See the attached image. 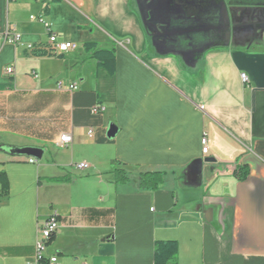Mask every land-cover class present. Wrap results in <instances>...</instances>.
<instances>
[{
  "label": "crops",
  "instance_id": "crops-1",
  "mask_svg": "<svg viewBox=\"0 0 264 264\" xmlns=\"http://www.w3.org/2000/svg\"><path fill=\"white\" fill-rule=\"evenodd\" d=\"M44 1L0 0V264H34L38 229L54 214L58 264H153L156 241L178 243V264H264V0H178L190 19L206 10L215 20L222 4L230 19L229 43L206 31L212 43L191 64L156 50L133 0H60L46 15ZM41 17L78 48L29 55L49 44ZM90 42L115 52L114 77ZM20 148L43 158L9 154ZM114 162L129 182H114ZM155 172L159 189H141L139 176Z\"/></svg>",
  "mask_w": 264,
  "mask_h": 264
},
{
  "label": "trees",
  "instance_id": "trees-1",
  "mask_svg": "<svg viewBox=\"0 0 264 264\" xmlns=\"http://www.w3.org/2000/svg\"><path fill=\"white\" fill-rule=\"evenodd\" d=\"M185 2V1H184ZM44 13L48 14V9L51 4L60 3V0H45ZM177 5L180 6L186 13L188 8L184 5L183 2L177 0ZM215 13L211 11L209 14H206V10H202L199 13V19L201 22L193 23L189 29L197 30V40L188 41L183 40L184 36H173L168 44L169 52L172 54L173 51H196L195 60L199 59L204 55L205 51L210 47L212 41L206 38V34L201 31V29L212 25V16L210 14ZM218 14V13H217ZM216 14V15H217ZM188 29V30H189ZM189 34V33H187ZM186 34V35H187ZM49 45H33V50L27 52L32 56H49V57H62L63 55H54L51 53ZM86 52L91 53V59L97 62L99 68L106 71L110 77H114L117 73V57L113 50L101 49L96 43H86L84 45ZM173 51H172V50ZM157 50V49H156ZM113 176L114 182L119 184H124L130 181L131 172L128 169V166L118 162L113 163ZM164 173L155 172V173H144L139 176L140 179V188L143 190L156 191L159 189V186L162 185L164 181ZM235 175L239 181H244L248 177V169L244 166L237 167L235 169ZM0 182L2 183V192L0 193V198L8 195V183L5 177L0 176ZM178 243L176 241H156L153 249V264H178Z\"/></svg>",
  "mask_w": 264,
  "mask_h": 264
},
{
  "label": "water",
  "instance_id": "water-1",
  "mask_svg": "<svg viewBox=\"0 0 264 264\" xmlns=\"http://www.w3.org/2000/svg\"><path fill=\"white\" fill-rule=\"evenodd\" d=\"M143 3V2H142ZM161 5H164L163 7L170 9L167 12L163 11V17L165 19L164 23H169L164 25L163 22L160 24V27L158 24H154L152 26V36H153V46L157 49V51L162 54H168L169 52V41L173 36L179 37V36H184L185 38H182L183 40H188V41H193L197 40V30L196 29H189L193 23H199L201 22L200 19H190L187 16V13L178 5L175 4V0L168 1V0H162L160 2ZM214 20V19H213ZM212 20V25L205 27L201 29L204 33L207 31L208 36L209 31L215 32L216 30L219 31L220 36L221 34L225 36L227 39L222 40L224 44H228V37L230 33V19L226 10V7L224 4H222L219 8V12L217 14V18L213 21ZM145 27L148 29L145 21L143 20ZM161 26H165L164 28H161ZM189 29V30H188ZM189 33V34H187ZM187 34V35H186ZM206 38L208 39L209 37ZM196 35V36H195ZM211 37V36H210ZM210 39V38H209ZM162 50V51H161ZM172 50V49H171ZM173 51V50H172ZM173 55H179L183 58V60L187 64L194 63L195 56H196V51H189L185 52L183 51H173ZM119 129L117 128L116 125L111 124L108 130V138L113 139L116 137ZM10 155L13 156H21V157H27L30 159L34 160H42L43 155H44V150L39 149V148H20V149H11L9 151ZM205 163H213V159H205Z\"/></svg>",
  "mask_w": 264,
  "mask_h": 264
},
{
  "label": "built area",
  "instance_id": "built-area-1",
  "mask_svg": "<svg viewBox=\"0 0 264 264\" xmlns=\"http://www.w3.org/2000/svg\"><path fill=\"white\" fill-rule=\"evenodd\" d=\"M8 1H16V0H8ZM34 19V17H31ZM40 22L44 25L46 32L49 34V49L51 53L54 55H65L68 52L74 51L78 48V46L71 42H62L59 40L58 36L52 33L51 26L46 23L43 18H40ZM10 28L7 32L9 36V42L12 44H18L20 41V37L17 34L10 35ZM27 52H31L33 50V45H30L26 48ZM14 73V69L12 67H8L5 69V74L7 76H12ZM243 81L247 82V78L245 75L242 76ZM62 83H59V88H62ZM71 90H77V85L73 84L70 86ZM101 107H96L93 109V114H99L102 112ZM89 136H92V131H89ZM73 142V138L71 135H64L61 137V145L63 147H68ZM203 145V155L206 156L209 152L208 141L205 136L202 140ZM31 163H35L34 159H30ZM80 172L86 171L88 169V165L81 163L75 166ZM59 230V222L57 216L54 214L50 218H48L42 225H40L37 233V242L35 244V263L34 264H58V258L56 256L48 255V248L56 233Z\"/></svg>",
  "mask_w": 264,
  "mask_h": 264
},
{
  "label": "rangeland",
  "instance_id": "rangeland-1",
  "mask_svg": "<svg viewBox=\"0 0 264 264\" xmlns=\"http://www.w3.org/2000/svg\"><path fill=\"white\" fill-rule=\"evenodd\" d=\"M162 0H133V6L136 10V12L141 16V18L145 21L148 30L151 34L152 43H153V36H152V26L154 24H158L160 27V24L166 25L169 23H164L165 19L163 17V11L167 12L170 9L163 7L164 5H161L160 2ZM172 1V0H168ZM143 2V3H142ZM175 4L177 5V0H175ZM189 15V13H187ZM165 27V26H164ZM161 26V28H164Z\"/></svg>",
  "mask_w": 264,
  "mask_h": 264
}]
</instances>
